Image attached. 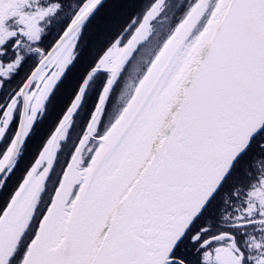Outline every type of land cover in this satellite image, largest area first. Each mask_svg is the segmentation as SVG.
<instances>
[{
    "label": "snow or ice",
    "instance_id": "obj_1",
    "mask_svg": "<svg viewBox=\"0 0 264 264\" xmlns=\"http://www.w3.org/2000/svg\"><path fill=\"white\" fill-rule=\"evenodd\" d=\"M0 264H264V0H0Z\"/></svg>",
    "mask_w": 264,
    "mask_h": 264
}]
</instances>
